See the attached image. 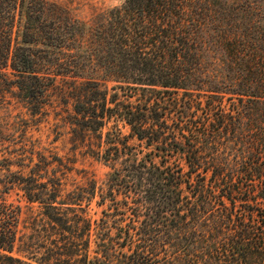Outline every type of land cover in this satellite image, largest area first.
Here are the masks:
<instances>
[{
	"label": "trees",
	"instance_id": "obj_1",
	"mask_svg": "<svg viewBox=\"0 0 264 264\" xmlns=\"http://www.w3.org/2000/svg\"><path fill=\"white\" fill-rule=\"evenodd\" d=\"M54 88L109 172L78 184L24 137L0 160V264H264V0H123L89 23L0 0L1 106L38 116Z\"/></svg>",
	"mask_w": 264,
	"mask_h": 264
},
{
	"label": "rangeland",
	"instance_id": "obj_2",
	"mask_svg": "<svg viewBox=\"0 0 264 264\" xmlns=\"http://www.w3.org/2000/svg\"><path fill=\"white\" fill-rule=\"evenodd\" d=\"M43 1L63 6L74 18L89 23L96 14L120 5L123 0ZM57 83L60 84L59 79ZM7 100L11 103L7 110L4 105L0 104V160L3 157L15 158L22 144L26 149L23 138L29 135L32 139L40 140L41 146L51 149L57 155L71 158L76 174L74 175L75 182L78 184H84L87 180H92L97 187L104 184L109 172L107 166L89 157L83 149L73 145L70 129L63 121V118H66L71 111L70 100L62 101L58 90L54 88L49 94V106H46L42 114L34 117L28 116L12 98L9 97ZM11 170L14 171L16 168L12 167ZM5 199L20 207L19 228L22 232L28 233L31 219L38 216L36 205L26 204L20 197V193L16 191L8 194ZM96 200L97 198H94L87 209V214L91 219H98L101 216V208L93 203Z\"/></svg>",
	"mask_w": 264,
	"mask_h": 264
}]
</instances>
